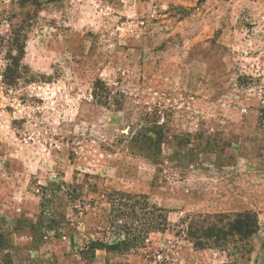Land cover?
I'll return each mask as SVG.
<instances>
[{
    "label": "rangeland",
    "instance_id": "obj_1",
    "mask_svg": "<svg viewBox=\"0 0 264 264\" xmlns=\"http://www.w3.org/2000/svg\"><path fill=\"white\" fill-rule=\"evenodd\" d=\"M0 36V264H264V0H0ZM245 212L247 243L185 236Z\"/></svg>",
    "mask_w": 264,
    "mask_h": 264
},
{
    "label": "trees",
    "instance_id": "obj_2",
    "mask_svg": "<svg viewBox=\"0 0 264 264\" xmlns=\"http://www.w3.org/2000/svg\"><path fill=\"white\" fill-rule=\"evenodd\" d=\"M4 44L5 41L0 36V49ZM8 45L9 51L7 60L9 61V64L5 70L3 79L7 83H12L24 56V44L19 36L13 35V38ZM118 197L120 199L126 197L134 199L136 201L135 205H140L138 202L142 199L140 196L131 197L122 194L118 195ZM139 207L140 208L137 210L143 212V210L145 211L146 209L147 215H149L150 218L147 219V229L145 232L142 233L139 229H135L139 235L137 237H142L143 234L147 235L150 233L164 232L166 230V218L161 209H158L153 205L148 206L147 204H141ZM134 218H137V216ZM183 223L186 224L185 236L195 250L221 249L232 241L247 243L258 231L257 217L254 213L250 212L239 213L234 216L220 215L215 217H188L183 220ZM122 247L127 248L125 240L114 244L95 241L88 245L87 252L89 253L90 260H93L95 251L100 250L107 253H117Z\"/></svg>",
    "mask_w": 264,
    "mask_h": 264
},
{
    "label": "crops",
    "instance_id": "obj_3",
    "mask_svg": "<svg viewBox=\"0 0 264 264\" xmlns=\"http://www.w3.org/2000/svg\"><path fill=\"white\" fill-rule=\"evenodd\" d=\"M100 254L104 256L108 255V257L113 256L111 255L112 253H107L105 251H100ZM121 261L122 264H145L143 260H134L132 257H130V259L127 261Z\"/></svg>",
    "mask_w": 264,
    "mask_h": 264
}]
</instances>
